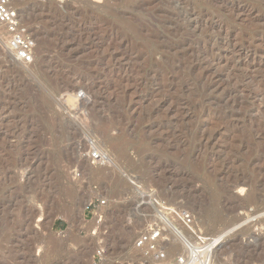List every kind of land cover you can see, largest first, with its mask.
I'll return each mask as SVG.
<instances>
[{"label":"rangeland","instance_id":"374dc122","mask_svg":"<svg viewBox=\"0 0 264 264\" xmlns=\"http://www.w3.org/2000/svg\"><path fill=\"white\" fill-rule=\"evenodd\" d=\"M14 4L35 49L19 64L0 27V264H93L98 240L96 264H169L174 238L133 250L148 188L223 236L217 264H264V0Z\"/></svg>","mask_w":264,"mask_h":264},{"label":"built area","instance_id":"2783aa9c","mask_svg":"<svg viewBox=\"0 0 264 264\" xmlns=\"http://www.w3.org/2000/svg\"><path fill=\"white\" fill-rule=\"evenodd\" d=\"M0 27L5 34V47L8 52L21 64H29L34 58V41L27 27L21 21L19 10L14 0H0ZM94 165L107 162L108 155L99 149L91 153ZM146 199L145 206L153 209L154 223L139 234L133 245V250L141 254L148 262H164L167 259V246L169 237L179 241L184 248V253L177 255L169 264H210L212 253L216 247L212 238L202 234L194 217L186 210L173 209L154 199L155 191L148 188L141 193ZM91 219L95 220L97 227L90 233L97 238L98 230L104 223L107 212L106 202L99 198L91 200L86 207ZM106 232L100 236L104 237ZM93 253V264L101 262L106 251L102 248L103 241Z\"/></svg>","mask_w":264,"mask_h":264},{"label":"bare ground","instance_id":"6f19581e","mask_svg":"<svg viewBox=\"0 0 264 264\" xmlns=\"http://www.w3.org/2000/svg\"><path fill=\"white\" fill-rule=\"evenodd\" d=\"M23 11V10H22ZM21 12V11H20ZM24 12V11H23ZM23 12H22V17H23ZM26 15V14H25ZM30 18V17H29ZM27 19V18H26ZM25 19V20H26ZM27 21H28V19H27ZM44 42H42L40 39H36V49H38V52H42L44 49H45V47H44V44H43ZM19 64H21V63H19ZM80 100V99H79ZM76 102V101H75ZM243 180V179H242ZM240 183H241V181H239ZM239 183V184H240ZM243 183V182H242ZM236 184V183H235ZM238 184V185H239ZM243 185V184H242ZM244 192V187H242V186H238L237 187V196L239 195V196H241L242 195V193ZM248 200H250L251 198H247ZM82 212V211H81ZM83 216H84V214H83ZM41 221V219H38L37 220V222H40ZM85 221V220H84ZM80 222V221H79ZM92 225V224H91ZM101 226V225H100ZM213 239V238H212ZM223 236H219V237H217V238H214L213 239V242L215 243V245H216V247H215V249H214V251H213V253H212V258H211V262H210V264H217V261H216V258H215V256L217 255V251H219L218 249L221 247V243H223ZM181 253V252H180ZM179 253V254H180ZM184 253V251L181 253V254H183ZM215 258V259H214Z\"/></svg>","mask_w":264,"mask_h":264},{"label":"crops","instance_id":"0c3cea01","mask_svg":"<svg viewBox=\"0 0 264 264\" xmlns=\"http://www.w3.org/2000/svg\"><path fill=\"white\" fill-rule=\"evenodd\" d=\"M87 211V210H86ZM90 217H89V212L87 211L85 214H84V220H89Z\"/></svg>","mask_w":264,"mask_h":264}]
</instances>
